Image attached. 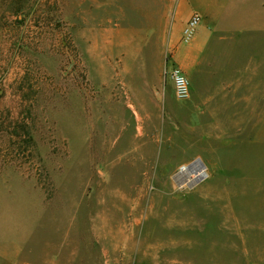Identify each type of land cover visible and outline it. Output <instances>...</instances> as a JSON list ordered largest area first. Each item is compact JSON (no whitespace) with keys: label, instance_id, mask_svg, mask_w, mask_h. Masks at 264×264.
Returning <instances> with one entry per match:
<instances>
[{"label":"rangeland","instance_id":"rangeland-1","mask_svg":"<svg viewBox=\"0 0 264 264\" xmlns=\"http://www.w3.org/2000/svg\"><path fill=\"white\" fill-rule=\"evenodd\" d=\"M179 2L0 0V264H264V65L249 130H194L164 74Z\"/></svg>","mask_w":264,"mask_h":264},{"label":"crops","instance_id":"crops-1","mask_svg":"<svg viewBox=\"0 0 264 264\" xmlns=\"http://www.w3.org/2000/svg\"><path fill=\"white\" fill-rule=\"evenodd\" d=\"M179 7L183 16L176 25L179 40L172 60L188 71L192 87L186 101L175 98L173 103L191 110L194 130L218 131L222 137L249 130L250 115L259 107L251 103V67L264 65L261 58L251 59L250 40L264 36V0H180ZM193 12L201 15V23L193 40L184 45L182 29ZM150 92L146 100L152 99L153 108L159 99L164 109L169 107L166 92ZM132 100L136 113L142 114L138 98Z\"/></svg>","mask_w":264,"mask_h":264},{"label":"built area","instance_id":"built-area-1","mask_svg":"<svg viewBox=\"0 0 264 264\" xmlns=\"http://www.w3.org/2000/svg\"><path fill=\"white\" fill-rule=\"evenodd\" d=\"M200 23H201V15L198 12H193L185 22L184 27L182 29L181 39H180L182 43L187 44L193 40ZM164 74L166 78L170 80V82L172 83L174 94L178 99H185L189 97L190 95L189 79L187 78V75L185 74L183 69L179 65H177L172 59H167L165 61ZM195 161L196 160H194L190 164L182 165L178 170L179 176H181L180 174H182V172H185L184 170L187 167H189L191 164H193ZM187 171L189 174L192 175L193 168L190 166L189 170ZM205 174H206V170H205ZM202 177L203 176L198 177L197 179L191 182L199 181ZM191 182H186L182 184H187Z\"/></svg>","mask_w":264,"mask_h":264},{"label":"bare ground","instance_id":"bare-ground-1","mask_svg":"<svg viewBox=\"0 0 264 264\" xmlns=\"http://www.w3.org/2000/svg\"><path fill=\"white\" fill-rule=\"evenodd\" d=\"M190 166L193 168L192 175L188 173L187 170H189ZM189 167H187L181 176L177 177L176 180L180 181L181 183H186V182H191L198 177L204 176L205 174V169L204 165L200 160H196L193 164H191Z\"/></svg>","mask_w":264,"mask_h":264},{"label":"water","instance_id":"water-1","mask_svg":"<svg viewBox=\"0 0 264 264\" xmlns=\"http://www.w3.org/2000/svg\"><path fill=\"white\" fill-rule=\"evenodd\" d=\"M198 181H194V182H191V183H188L187 185H188V187H193L196 183H197Z\"/></svg>","mask_w":264,"mask_h":264}]
</instances>
